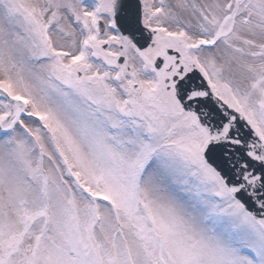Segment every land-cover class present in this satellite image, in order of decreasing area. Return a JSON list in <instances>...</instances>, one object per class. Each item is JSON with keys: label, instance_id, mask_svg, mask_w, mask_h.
I'll list each match as a JSON object with an SVG mask.
<instances>
[{"label": "snow or ice", "instance_id": "6c2138e0", "mask_svg": "<svg viewBox=\"0 0 264 264\" xmlns=\"http://www.w3.org/2000/svg\"><path fill=\"white\" fill-rule=\"evenodd\" d=\"M0 264H264V0H0Z\"/></svg>", "mask_w": 264, "mask_h": 264}]
</instances>
